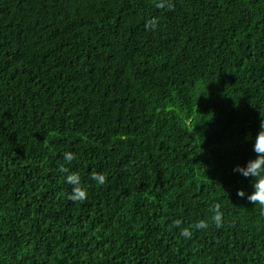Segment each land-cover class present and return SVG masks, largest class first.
Masks as SVG:
<instances>
[{"label":"trees","instance_id":"16d2710c","mask_svg":"<svg viewBox=\"0 0 264 264\" xmlns=\"http://www.w3.org/2000/svg\"><path fill=\"white\" fill-rule=\"evenodd\" d=\"M173 2L0 0V264H264V0Z\"/></svg>","mask_w":264,"mask_h":264},{"label":"clouds","instance_id":"9594fccd","mask_svg":"<svg viewBox=\"0 0 264 264\" xmlns=\"http://www.w3.org/2000/svg\"><path fill=\"white\" fill-rule=\"evenodd\" d=\"M154 7L160 10L172 11L175 8L173 0H154ZM159 25V18L152 17L146 23V27L149 29H155ZM261 116H264L261 114ZM254 152L257 154L256 158L250 160L246 166L237 165L233 171L242 174L244 177H253L254 191L247 196V199L254 205H258L259 208L264 211V120L261 121L260 131L258 132L255 143ZM64 163L59 165V171L64 173L65 183L72 186L71 193L68 195V199L71 201L84 202L87 200L88 192L87 189L82 185L81 177L79 173L70 171L66 165H70L76 156L73 152H65L63 154ZM91 179L94 180L97 185L103 186L108 182L107 176L102 172L95 170L91 173ZM237 195L244 197L246 195L244 189H240ZM213 215L210 218V222L216 226V228L223 227V211L220 203L212 205ZM209 219H201L195 223L192 227L196 230L207 229L210 226ZM182 221L175 220L173 225L179 227ZM192 229L184 227L180 231V235L190 239L192 237Z\"/></svg>","mask_w":264,"mask_h":264}]
</instances>
